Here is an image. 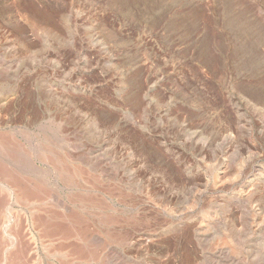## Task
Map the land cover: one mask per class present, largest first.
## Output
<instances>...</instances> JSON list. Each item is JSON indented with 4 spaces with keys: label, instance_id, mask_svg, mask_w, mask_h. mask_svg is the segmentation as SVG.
Masks as SVG:
<instances>
[{
    "label": "rangeland",
    "instance_id": "1",
    "mask_svg": "<svg viewBox=\"0 0 264 264\" xmlns=\"http://www.w3.org/2000/svg\"><path fill=\"white\" fill-rule=\"evenodd\" d=\"M2 136L10 264H264V0H0Z\"/></svg>",
    "mask_w": 264,
    "mask_h": 264
},
{
    "label": "bare ground",
    "instance_id": "2",
    "mask_svg": "<svg viewBox=\"0 0 264 264\" xmlns=\"http://www.w3.org/2000/svg\"><path fill=\"white\" fill-rule=\"evenodd\" d=\"M8 137L7 138L3 137V136L0 137V149H2L3 152H7V153L13 152L14 153L15 152L14 144H16V143H14L15 141L11 142L10 141L11 139L9 140ZM16 148H17V146H16ZM12 154H11V156H12ZM6 155L9 157L10 154L9 155L6 154ZM7 156L5 157L6 159H4V160H7ZM13 159H14V157H13ZM4 162L0 161V204H2L3 201L5 202V204H3L2 206L0 205L1 207H3V208H0V212H2L0 214L1 220H2V221H0V233L2 234L3 238H6V240H8V242L6 241L7 245L4 247L5 244H3L4 248L2 247L4 253H2L3 256H2L1 264H7V262H8L7 261L8 260L7 259V253H9L12 249H14L16 246V243H17L16 237H18V236L17 235L13 236V233L10 231L14 228V226H13V228L11 229V225H12V222L15 221V220L11 219V216L9 214L10 211L12 210V206H14V204H20V203L21 204H23V203L28 204L29 206L31 205V207L34 209L33 214L35 216V218L33 217L32 220L33 219L38 220L37 216H36L38 214L37 213L38 212V210H37V207H38L37 206V199L39 197V194L42 191L41 190L42 185L40 182V178L36 172H34V173L32 172L33 175H32V177L30 176L31 179L27 183L26 178H23L21 176L22 173L19 174L20 172L17 173V172L13 171L14 169L12 170L11 168H8V165H10L9 161L8 162L4 161ZM6 163H8V164H6ZM37 169H38V167H37ZM2 194H4V195H2ZM44 220L45 219H43V221ZM34 221H32L33 226L35 224ZM39 222H41V221H39ZM17 223H15V224H17ZM17 225H15L16 228H14V229H17V227L19 226V225L18 226ZM35 225H37V223ZM14 235H15V233H14Z\"/></svg>",
    "mask_w": 264,
    "mask_h": 264
}]
</instances>
